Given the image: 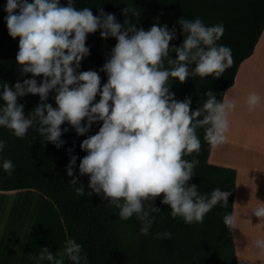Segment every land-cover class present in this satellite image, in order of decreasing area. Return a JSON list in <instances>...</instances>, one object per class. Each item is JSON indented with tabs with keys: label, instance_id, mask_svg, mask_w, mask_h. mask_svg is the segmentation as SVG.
<instances>
[{
	"label": "clouds",
	"instance_id": "obj_1",
	"mask_svg": "<svg viewBox=\"0 0 264 264\" xmlns=\"http://www.w3.org/2000/svg\"><path fill=\"white\" fill-rule=\"evenodd\" d=\"M75 0H6L4 20L8 34L19 37L16 61L21 74L33 77L43 75L40 83L35 78L19 80L10 88L7 82L0 85V127L12 130L16 137H23L29 128H35L45 141L57 148L65 142L60 139V125L67 122L78 135L87 133L94 122H102L98 131L83 139L80 148L86 152L79 162V174L89 176L91 192L103 194L124 220L133 216L141 222L140 233L147 235L159 207L146 201L163 193L162 204L170 206V215L181 217L187 224L203 222L205 214L218 203L227 205L228 191L217 187L210 193L197 190L187 182L193 176L197 159L183 157L199 152L198 126L204 127V140L212 146L223 144L229 128L228 113L236 107L233 99L217 100L209 90L202 107L190 112L191 99H174L168 81L183 82L192 75L201 78L219 77L233 60L231 49L218 44L223 35V23L205 25L201 18H180L183 41L169 48L175 39V28L153 24L148 30L138 28L130 18L123 24L114 14L101 8L93 15L89 8L74 7ZM122 12L132 17L139 13L126 5ZM100 30V36L114 37L116 44L100 71H77L82 58L90 53L86 35ZM175 52V59L171 58ZM167 61L168 67L165 66ZM194 67L189 70V65ZM50 91L56 107L44 103ZM38 94L41 103L27 117L18 97ZM99 94V100L94 102ZM261 97L251 92L246 98L249 108L260 104ZM202 117V118H201ZM82 121H84L82 125ZM64 128L63 131H67ZM5 148L0 139V151ZM77 157L70 155L67 175L73 177ZM8 175L14 171L10 159L0 162ZM77 195L85 194L84 187L74 177L68 181ZM91 192H88L89 196ZM251 213L264 219V202ZM222 223L229 230L235 228L236 217L226 213ZM158 239H170L171 232L156 233ZM252 248L264 253V238L252 242ZM88 264L82 245L68 238L58 256L48 248L40 260L64 264Z\"/></svg>",
	"mask_w": 264,
	"mask_h": 264
},
{
	"label": "trees",
	"instance_id": "obj_2",
	"mask_svg": "<svg viewBox=\"0 0 264 264\" xmlns=\"http://www.w3.org/2000/svg\"><path fill=\"white\" fill-rule=\"evenodd\" d=\"M5 3L6 0H0V85L7 82L11 88L18 80L22 82L27 78H35L39 84L44 78L42 74L35 77L31 73L21 74V66L15 59L19 37L12 38L8 34L4 20ZM60 3L66 6L67 0H60ZM130 3L138 11V16L122 12ZM74 7L89 8L94 16L102 8L105 13L114 14L117 22L123 24L126 18H130L144 30L153 24L167 25L170 30L175 28V39L169 42V48L179 46L183 41L182 26L178 23L180 18L193 20L199 17L205 25L223 23L224 32L217 43L231 49V66L219 77L192 75L183 82L168 81L174 99H191L190 112L202 107L207 99L204 93L209 90L217 100L224 98L226 90L234 83L240 64L253 53L264 31V0H75ZM85 43L90 53L82 58L77 71H97L102 86L107 75L100 69L110 57L116 40L111 36L102 38L98 29L86 35ZM170 56L175 59V52L170 50ZM165 66L168 67L167 61ZM192 67L194 64L189 65V70ZM54 95V91H50L44 103L56 107ZM98 100L99 94L94 102ZM17 103L24 105L23 112L27 117L41 101L38 94L29 93L18 97ZM101 124L94 122L87 133L78 135L67 122L62 123L60 139L65 143L59 148L53 142L45 141L35 128H29L23 137H16L12 130L0 127V139L5 142L4 150L0 151V162L10 159L14 164L11 175L0 168V190L29 188L50 199L59 212L67 237L82 245L88 264H238L232 229L222 223L223 215L232 213L236 171L208 162L211 145L204 140V127L196 128L200 139L199 152L183 157L199 161L187 183L195 184L202 193H210L217 187L228 191L227 205L218 203L205 214L203 222L187 224L181 217L170 215V206L161 203V193L145 202L146 206L152 203L159 207L161 212L152 214L155 219L148 234L143 235L140 233L141 222L135 216L121 219L108 200L102 199V193L91 192L88 188L89 176L79 174L80 159L86 155L80 143L95 134ZM64 128L68 130L65 132ZM70 155L77 157L73 177H69L66 171ZM74 177L83 185L85 194L75 193V186L68 182ZM88 192H91L90 196ZM164 231L172 233L170 239L156 238V233Z\"/></svg>",
	"mask_w": 264,
	"mask_h": 264
},
{
	"label": "crops",
	"instance_id": "obj_3",
	"mask_svg": "<svg viewBox=\"0 0 264 264\" xmlns=\"http://www.w3.org/2000/svg\"><path fill=\"white\" fill-rule=\"evenodd\" d=\"M251 92H256L261 97V101L258 106L249 108L245 101ZM223 99H233L236 107L227 115L229 128L224 143L211 145L208 162L236 171L232 207L236 224L232 229V235L238 264H264V253L252 248L255 239L264 238V219L260 220L251 213L253 208L264 202V31L253 53L240 64L234 83L226 90ZM27 194L30 197L34 195L33 197L44 203V207L49 212L53 236L58 237L59 242L58 249L57 245L52 243V253L57 256V252L59 254L63 251L68 237L59 212L50 199L29 188L0 190V210L4 200ZM33 217L39 226L42 220L37 219L34 214ZM44 237L43 235L41 238L42 243L43 239H46ZM8 241L6 229L0 227V264H24L26 258L25 255L23 257V252L20 253L17 247L10 248ZM45 247L48 248L44 243L42 248L36 251L37 264H52L46 259H39ZM28 254L30 259L28 262H30L27 264H33L30 249ZM64 264H70L66 257Z\"/></svg>",
	"mask_w": 264,
	"mask_h": 264
},
{
	"label": "rangeland",
	"instance_id": "obj_4",
	"mask_svg": "<svg viewBox=\"0 0 264 264\" xmlns=\"http://www.w3.org/2000/svg\"><path fill=\"white\" fill-rule=\"evenodd\" d=\"M33 196L34 195L30 197V195L27 194V195L20 196L15 199H6L2 202L3 204L0 210V227H3V229H6L7 235L9 237V241H8L9 247L10 248L17 247L20 253L23 252V257L25 255L26 262L24 260V264H27L28 262L29 249L32 252V261L35 256L36 264H37L36 251L38 248L41 249L45 243L47 244L49 250L52 252L53 251L52 243L57 245V249L59 245L57 243L58 242L57 235H56L57 238H54L53 236V230H52L53 228H52V223H50V220H49L50 215H49L48 210H46V208L44 207V203L42 204L40 200H38L36 197H33ZM24 201H25V204H23ZM27 206L28 207L30 206V207L28 208ZM30 211L32 212V214L35 215L37 219L40 218V220H42V223L39 226H37V223H38L37 220H32L33 229L32 231H27L28 234H26L25 232L26 231L25 229L26 220L25 218L23 220V217H25ZM43 221H44V224H43ZM43 235L45 236L44 238L46 239H43L44 241L42 243L41 236ZM33 245H34V249L33 248L31 249ZM58 255L59 254L57 252V256Z\"/></svg>",
	"mask_w": 264,
	"mask_h": 264
},
{
	"label": "bare ground",
	"instance_id": "obj_5",
	"mask_svg": "<svg viewBox=\"0 0 264 264\" xmlns=\"http://www.w3.org/2000/svg\"><path fill=\"white\" fill-rule=\"evenodd\" d=\"M23 204H25V201H24V203ZM27 204V203H26ZM38 204V203H37ZM26 206V205H25ZM37 206V205H36ZM42 206V205H41ZM28 207V206H27ZM26 207V208H27ZM30 207V206H29ZM28 207V208H29ZM25 208V209H26ZM35 208V207H34ZM34 208H33V210H34ZM27 210V209H26ZM25 211V210H24ZM25 213V212H24ZM24 218H25V220H26V225H25V229H26V234H28L27 233V231H32V220H35L34 219V217H33V214H32V212L30 211L25 217H23V220H24ZM23 225H24V223H23ZM43 236H41V238H42ZM57 243H59V242H57ZM33 249H34V245H33V247H32ZM35 255V254H34ZM33 263L35 264V256H34V258H33Z\"/></svg>",
	"mask_w": 264,
	"mask_h": 264
}]
</instances>
